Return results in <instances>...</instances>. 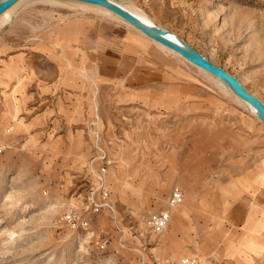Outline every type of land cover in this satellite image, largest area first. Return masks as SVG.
<instances>
[{
	"label": "rangeland",
	"instance_id": "374dc122",
	"mask_svg": "<svg viewBox=\"0 0 264 264\" xmlns=\"http://www.w3.org/2000/svg\"><path fill=\"white\" fill-rule=\"evenodd\" d=\"M113 1L264 103V0ZM68 4L25 0L0 23V264H264L237 253L264 235V122L125 21ZM101 148L112 207L91 211ZM175 185L169 225L149 229ZM66 201L88 228L63 218Z\"/></svg>",
	"mask_w": 264,
	"mask_h": 264
},
{
	"label": "built area",
	"instance_id": "2783aa9c",
	"mask_svg": "<svg viewBox=\"0 0 264 264\" xmlns=\"http://www.w3.org/2000/svg\"><path fill=\"white\" fill-rule=\"evenodd\" d=\"M4 149V144L0 141V153ZM102 153L99 156L102 159V164L97 168L96 175L99 188L100 197L99 200H91L89 202V209L97 210L101 206L105 205L107 207H112L109 200H107L108 191L104 185V176L106 167L110 163V158L105 155L106 153L101 149ZM183 199L182 189L175 185L172 187L169 195L165 200V204L157 210L149 212L145 217V224L149 227V229L154 230L156 232H161L164 230L170 220L172 208L178 205ZM63 218L71 223L72 226H81L83 228H88L90 222L88 217L83 215V212L79 209L74 201H66L63 206ZM105 240V239H104ZM180 264H206L196 256L183 255L179 258Z\"/></svg>",
	"mask_w": 264,
	"mask_h": 264
},
{
	"label": "water",
	"instance_id": "95a60500",
	"mask_svg": "<svg viewBox=\"0 0 264 264\" xmlns=\"http://www.w3.org/2000/svg\"><path fill=\"white\" fill-rule=\"evenodd\" d=\"M16 1L18 0H0V13ZM78 1L95 3L111 9L112 11L116 12L117 14H119L120 16L131 22L134 26L142 30L151 38L174 49L190 62L202 67L203 69L209 71L210 73L218 76L226 83L230 84L238 95L249 100L264 112V103L260 100V98H258L255 94L244 88V86L239 82V80L234 75L229 73L223 67L211 62L208 58L203 56L197 50L196 52L190 51L187 48L183 47L182 45L178 44L177 42L166 37L164 34V29L161 28L160 26L147 25L146 23L141 21L137 16H135L133 13H131L130 11H128L127 9H125L124 7H122L120 4H118L113 0H78Z\"/></svg>",
	"mask_w": 264,
	"mask_h": 264
},
{
	"label": "bare ground",
	"instance_id": "6f19581e",
	"mask_svg": "<svg viewBox=\"0 0 264 264\" xmlns=\"http://www.w3.org/2000/svg\"><path fill=\"white\" fill-rule=\"evenodd\" d=\"M25 0H18L16 2H14L12 5H10L8 8H6L5 10H3L1 13H0V23L3 22V21H6L10 15L12 14V12ZM44 1H47L49 3H52V4H55L56 6L58 5H65V4H68V3H71V1H73L74 3H78V4H81V5H85V6H89V7H94L97 8V9H100L101 11L109 14V15H112V16H115L123 21H125L126 23H128V25H130L132 28H134L138 33H140L141 35H144L145 37L151 39L153 42H155L157 45H160V46H163L165 48H167L169 51H171L173 54L177 55V57L179 56V58H184L186 59L184 56H182L179 52L175 51L174 49L162 44L161 42L151 38L150 36H148L146 33H144L142 30H140L139 28H137L136 26H134L131 22H129L128 20H126L125 18H123L122 16H120L119 14H117L116 12L112 11L111 9L109 8H106L102 5H99V4H95V3H90V2H84V1H78V0H44ZM46 3V2H45ZM69 5V4H68ZM123 7V6H122ZM125 9H127L128 11H130L131 13H133L135 16H137L141 21H143L144 23H146L147 25L149 26H156L154 24V22L142 11H133V10H130L126 7H124ZM93 9V8H92ZM164 34L166 37L170 38L171 40L177 42L178 44L182 45L183 47L187 48L188 50L190 51H193V52H196L195 50H193V48L187 44L184 40H182L179 36H177L175 33L171 32V31H164ZM187 60V59H186ZM190 62V61H189ZM198 68H200L199 70H205L203 69L202 67L198 66ZM204 72L207 73V75L209 74L210 76L216 78V79H220L218 76L210 73L209 71L205 70ZM221 80V83L224 84L226 87H228L232 93L234 94L235 98H236V101H238V103H240L241 105H243L249 112H251L252 114H254L256 117H258L261 121L264 122V112L258 108L255 104H253L252 102H250L249 100L243 98L242 96L238 95L234 89L232 88V86L228 83H226L225 81H223L222 79ZM219 80V81H220ZM230 91V92H231ZM181 203V202H180ZM179 203V204H180ZM178 204V205H179ZM177 206V205H176ZM245 241H258V240H245ZM178 264H179V259H178Z\"/></svg>",
	"mask_w": 264,
	"mask_h": 264
},
{
	"label": "crops",
	"instance_id": "0c3cea01",
	"mask_svg": "<svg viewBox=\"0 0 264 264\" xmlns=\"http://www.w3.org/2000/svg\"><path fill=\"white\" fill-rule=\"evenodd\" d=\"M104 152L105 150L103 148H101ZM95 157H98L95 156ZM161 207V206H160ZM160 207H158L157 209H159ZM257 207V206H256ZM258 211H264V206H258ZM154 209V210H157ZM257 209V208H256ZM152 210V211H154ZM171 219V217H170ZM246 221H247V217H246ZM245 221V223H246ZM170 223V220H169ZM168 223V225H169ZM246 240H258V241H245L243 243V245H240L239 250L237 251V253L242 254L244 256L245 259H252L253 255H261L264 254V235L262 234H254L249 236ZM186 255H190V256H196L195 254H186ZM197 258H199L200 260H202L203 262H205L206 264H208L205 260L201 259L200 257L196 256Z\"/></svg>",
	"mask_w": 264,
	"mask_h": 264
}]
</instances>
